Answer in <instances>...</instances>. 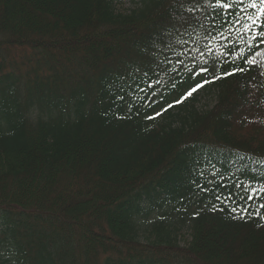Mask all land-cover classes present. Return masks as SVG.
Listing matches in <instances>:
<instances>
[{
  "label": "trees",
  "instance_id": "trees-1",
  "mask_svg": "<svg viewBox=\"0 0 264 264\" xmlns=\"http://www.w3.org/2000/svg\"><path fill=\"white\" fill-rule=\"evenodd\" d=\"M117 2L0 0V264H264V4Z\"/></svg>",
  "mask_w": 264,
  "mask_h": 264
},
{
  "label": "snow or ice",
  "instance_id": "snow-or-ice-1",
  "mask_svg": "<svg viewBox=\"0 0 264 264\" xmlns=\"http://www.w3.org/2000/svg\"><path fill=\"white\" fill-rule=\"evenodd\" d=\"M262 4H264V0H261ZM218 6L220 7H225L227 8L229 5L228 4H222L220 5L219 4V0H218ZM251 7H256L255 3H253L251 5ZM262 12H264V8L261 9ZM249 20H253V18L250 16L249 17ZM253 24H255V20H253ZM264 27V26H262ZM250 28V25H244V29L247 31L248 29ZM221 35H223V33H221ZM260 36L264 37V31H261L260 32ZM207 48V53L209 55H213V62L210 64L209 63V60L205 58V52L204 51H201L199 48H194V49H190V51L193 53L191 59H192V66H189L187 63H185L183 60H180V59H177V63L178 64H183L184 65V68L186 71L192 73L194 76H201V75H205V74H208L209 73V70L210 68H212L213 70L219 66V62L221 60L222 57L224 58H227L229 57L230 53L229 52H224V51H221L219 49H217L215 52H213V49L206 45L205 46ZM195 53H199V55H195ZM185 53H179L178 56L180 55H184ZM242 52L240 53H235V54H231L233 55L234 57H239V56H242ZM226 62V61H225ZM233 62H235L233 60ZM247 63H253L254 61H246ZM172 71H175L176 68L173 67L171 69ZM244 69H240V68H237L234 72H223L221 75H215L213 74L212 76V80L209 81V80H203L201 83H197L195 84L193 87H191L188 92L185 94V97L184 99H187L188 97L192 96L193 93H195L196 91H198L200 88H202L204 86V84L206 83H210V82H214L215 80H218V79H223V78H226L228 76H231V75H235L236 72H243ZM141 91H143V89H141ZM181 101H177V103H180ZM171 107V105H170ZM157 116L161 115V113H157L156 114ZM155 117H149V119H154ZM219 199V197H217ZM261 207H264V205H261ZM232 211L233 212H236L237 209L236 208H232ZM244 211L246 212L247 209H244ZM259 214V213H257Z\"/></svg>",
  "mask_w": 264,
  "mask_h": 264
},
{
  "label": "rangeland",
  "instance_id": "rangeland-1",
  "mask_svg": "<svg viewBox=\"0 0 264 264\" xmlns=\"http://www.w3.org/2000/svg\"><path fill=\"white\" fill-rule=\"evenodd\" d=\"M138 0H118L117 5L118 8L122 11L130 10L134 8ZM203 80L201 78L198 79L197 83H201ZM197 95V103L196 108L200 111L210 110L216 104V93L213 92L208 83L204 84L202 88L195 92ZM182 245H187L188 242L191 241V233L190 230L185 229L181 233V237L179 239Z\"/></svg>",
  "mask_w": 264,
  "mask_h": 264
}]
</instances>
